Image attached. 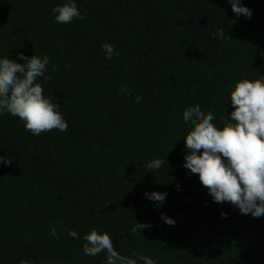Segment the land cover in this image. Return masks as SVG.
<instances>
[{
  "label": "trees",
  "instance_id": "trees-1",
  "mask_svg": "<svg viewBox=\"0 0 264 264\" xmlns=\"http://www.w3.org/2000/svg\"><path fill=\"white\" fill-rule=\"evenodd\" d=\"M64 2L0 0V56L47 55L38 82L68 123L34 136L0 117V156L12 161L0 163V264H103L104 252H82L94 228L156 264H264V215L212 202L182 167L183 110L198 104L222 127L230 86L264 75V0H242L251 19L226 0H76L82 18L59 24L50 9ZM153 191L167 192L161 206L145 198ZM137 222L150 226L133 234Z\"/></svg>",
  "mask_w": 264,
  "mask_h": 264
},
{
  "label": "clouds",
  "instance_id": "clouds-1",
  "mask_svg": "<svg viewBox=\"0 0 264 264\" xmlns=\"http://www.w3.org/2000/svg\"><path fill=\"white\" fill-rule=\"evenodd\" d=\"M231 11L239 19H251L252 11L242 0H226ZM54 21L59 24H70L74 19H81L76 0H65L50 9ZM214 38H223V29L213 33ZM105 59L118 55L115 46L103 43ZM23 63H17L9 56H0V117L8 114L18 118L25 131L34 136L56 129L66 132L68 123L60 112V106L53 102V96L44 95V89L38 78L49 79V57L32 55L26 57L17 53ZM126 93L130 90L125 88ZM141 97H136L139 103ZM230 114L220 118L222 127L214 121L215 115L201 110L200 105L188 106L182 112L185 124L190 125L183 137L184 155L182 167L189 174H197L200 184L207 189L212 202H228L235 206L242 215L260 218L264 215V75L258 79L242 78L230 86ZM0 163L10 165L12 161L0 156ZM163 159L155 158L147 163L148 169H159ZM177 190L180 186L176 185ZM167 192H145L147 200L161 206L167 198ZM222 218L227 214L221 212ZM166 225L174 226L175 220L161 213ZM150 225L136 223L131 228L137 230ZM52 236L55 228L50 229ZM73 239L79 238L78 233L68 231ZM82 252L86 256H96L104 252L103 264H156V261L142 254L134 258L121 255L113 247V239L107 232H98L95 228L82 237ZM19 264H30L20 260Z\"/></svg>",
  "mask_w": 264,
  "mask_h": 264
}]
</instances>
